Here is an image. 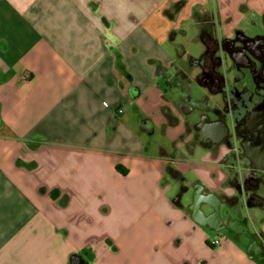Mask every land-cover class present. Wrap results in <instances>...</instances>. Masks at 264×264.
Returning <instances> with one entry per match:
<instances>
[{
	"label": "crops",
	"instance_id": "1",
	"mask_svg": "<svg viewBox=\"0 0 264 264\" xmlns=\"http://www.w3.org/2000/svg\"><path fill=\"white\" fill-rule=\"evenodd\" d=\"M203 31L263 36L264 0H0V264H264V207L181 98Z\"/></svg>",
	"mask_w": 264,
	"mask_h": 264
},
{
	"label": "flooded vegetation",
	"instance_id": "2",
	"mask_svg": "<svg viewBox=\"0 0 264 264\" xmlns=\"http://www.w3.org/2000/svg\"><path fill=\"white\" fill-rule=\"evenodd\" d=\"M203 35L207 42L204 54L196 59L198 79L216 94L226 88V97L222 108L201 113L194 126L196 139L198 130L201 144L228 138L237 174L233 202L241 192L247 205L264 207V35L253 40L239 36L237 46L217 41L209 31ZM183 111L188 115L191 110ZM211 113L213 117H209ZM226 116L231 120L228 132L222 128Z\"/></svg>",
	"mask_w": 264,
	"mask_h": 264
},
{
	"label": "rangeland",
	"instance_id": "3",
	"mask_svg": "<svg viewBox=\"0 0 264 264\" xmlns=\"http://www.w3.org/2000/svg\"><path fill=\"white\" fill-rule=\"evenodd\" d=\"M258 22L260 23L261 21L258 18H256L254 23L258 24ZM181 25H182L181 26L182 32H175L176 38L173 42L181 44L185 50H188V51H190V53H192L193 57H196L198 55L199 49L201 47V44L199 42V34L196 30V21L194 18L189 19V20L185 19L184 21H182ZM249 27H251V26L249 25ZM252 28H254V27L252 26L251 28H248V29L245 28L244 29L245 33L249 36L257 35V33L259 31L256 30V28H254V29H252ZM183 32H184V34H183ZM171 43H172L171 41H168L169 45ZM223 69L225 72V65H224ZM198 72L199 71H198L197 66H196V78L194 77V79L191 82L189 80H187L185 82V85H184L186 88L185 92H186L187 98L190 99L189 104L191 106L193 104H195L194 113H192L191 115L188 114L189 118L193 121L199 120L201 118L202 112H207L211 109L222 108L224 103H225L224 99H223L224 97L222 95H220V94L210 95L208 90L205 89L203 86H201L198 83V81H197ZM171 76L173 77V78L172 77L171 78L174 81V76L172 74H171ZM158 86L161 87L162 91L167 92L168 95L174 94V91L172 90V88L170 91V87L164 85L163 80L158 81ZM195 100H196V103L194 102ZM218 104H219V106H217ZM187 107L189 108V105ZM209 117H213V113L209 114ZM227 120H228V118H227ZM162 133L163 132L160 129H158L155 131V134L152 135L150 138L152 139L153 142L159 143L164 148H167L168 145H167L166 134H164L165 135L164 136ZM196 152L202 153L203 149L200 147H197Z\"/></svg>",
	"mask_w": 264,
	"mask_h": 264
},
{
	"label": "water",
	"instance_id": "4",
	"mask_svg": "<svg viewBox=\"0 0 264 264\" xmlns=\"http://www.w3.org/2000/svg\"><path fill=\"white\" fill-rule=\"evenodd\" d=\"M261 36L257 37V38H260ZM224 78H226L227 76L223 75ZM198 83H202L201 81L198 82ZM217 94H220L222 95L224 98V102H225V97H226V88H223V90L220 92V93H217ZM229 116L225 117L224 118V127H225V131H230L232 130L231 129V120L228 118ZM228 118V120H227ZM238 201H243V194L241 192H238ZM244 207L243 203L241 204V206H239V210H241L242 208ZM72 264H80V258L78 256H74L72 258Z\"/></svg>",
	"mask_w": 264,
	"mask_h": 264
},
{
	"label": "trees",
	"instance_id": "5",
	"mask_svg": "<svg viewBox=\"0 0 264 264\" xmlns=\"http://www.w3.org/2000/svg\"><path fill=\"white\" fill-rule=\"evenodd\" d=\"M183 89V88H182ZM185 89H183L182 93H181V98L183 99V97L186 95V92H185ZM163 113L164 115L166 116L167 120L169 121V123H173L174 121L172 120L171 116L168 114V111L167 110H163ZM173 121V122H172ZM168 172L171 174V175H175V171H173L170 167L167 168Z\"/></svg>",
	"mask_w": 264,
	"mask_h": 264
},
{
	"label": "built area",
	"instance_id": "6",
	"mask_svg": "<svg viewBox=\"0 0 264 264\" xmlns=\"http://www.w3.org/2000/svg\"><path fill=\"white\" fill-rule=\"evenodd\" d=\"M211 243H212V245H218L219 244V240L218 239H215Z\"/></svg>",
	"mask_w": 264,
	"mask_h": 264
}]
</instances>
